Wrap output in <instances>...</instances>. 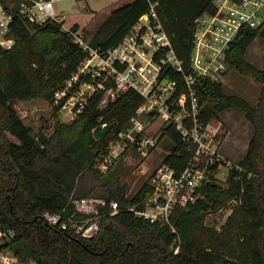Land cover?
<instances>
[{
  "label": "trees",
  "instance_id": "16d2710c",
  "mask_svg": "<svg viewBox=\"0 0 264 264\" xmlns=\"http://www.w3.org/2000/svg\"><path fill=\"white\" fill-rule=\"evenodd\" d=\"M153 1L180 60V70L163 65L159 72L175 80L176 94L184 89L183 74L192 73L189 52L194 19L202 11H212V0ZM17 2L11 7L1 3L10 12L3 36L12 40L7 47L0 45V229L8 232L1 245L12 249L17 258L38 264H264V68L244 58L256 35L264 39L262 23L242 27L224 57L225 70L233 68L258 82L254 103L227 90L218 79L194 76L198 121L204 124L218 112L236 107L250 123L251 134L241 157L229 163L224 184L212 180L218 165L214 162L208 167V179L196 188L195 199L174 208L170 226L151 222L127 208L142 207L151 190L147 181L126 193L114 169L101 172L94 167L96 155L129 123L142 100L136 90L119 91L100 106L103 89H95L71 119L55 120L48 133H32L22 121L12 105L14 99L41 98L57 110L80 82L93 79L79 72L58 101H53V91L65 86L87 49L59 21L26 20L16 11ZM147 11V0L123 2L104 16L89 37L81 29L82 37L102 54ZM69 28L77 30L78 25L72 22ZM108 84L110 80L104 81L103 87ZM151 116L145 113L141 118ZM109 121L112 125L107 133L95 139L94 132ZM162 136L168 149L160 163L176 174L193 152L194 143L181 138L173 122L160 125L156 141ZM87 195L102 202L94 211L77 210L72 199ZM226 199L236 202L224 221L218 228L206 225L205 213ZM110 201L116 203L114 210ZM44 212L57 214V220L49 223ZM90 223L95 228L82 234Z\"/></svg>",
  "mask_w": 264,
  "mask_h": 264
},
{
  "label": "built area",
  "instance_id": "2783aa9c",
  "mask_svg": "<svg viewBox=\"0 0 264 264\" xmlns=\"http://www.w3.org/2000/svg\"><path fill=\"white\" fill-rule=\"evenodd\" d=\"M147 2L148 11L139 15L120 41L102 54L90 47L81 33L71 30L68 25L62 23V14L57 16L54 13L52 0H18L16 11L33 23H41L46 19L61 22V28L68 30L72 39L87 49V55L80 61L77 71L66 81L65 86L53 91L54 102L64 94L70 81L74 80L79 72L89 73L93 79L79 83L80 87L87 89L77 100L81 106L86 96L95 89H103V94L110 96L111 99L116 93L127 88L141 94L142 100L134 108L129 123L108 140L103 152L96 155L94 159L96 169L104 171L128 144L144 153L142 147L155 143L156 139L142 134L145 123L141 116L145 113L158 115L163 122H173L181 138L194 143L193 152L178 173L174 174L167 164L159 163L147 180L151 190L142 207L140 209H135L133 205L127 207L136 215L151 222L170 225V216L174 208L183 207L193 201L197 196L196 188L208 179V167L214 162L219 163L216 144H212L207 138L208 136L210 138L209 122L201 124L196 117L198 104L193 88L194 76L218 79L226 68L224 59L226 49L233 39L241 35V28L257 26L264 21V0H212V11H202L195 17L189 52L192 73L183 74L184 89L176 94L175 80L161 76L159 72L163 65L180 70V60L176 57L155 11V1ZM9 18L10 12L0 11V45L5 47L11 43L10 38L3 37ZM109 80L110 84L103 87L104 81ZM103 94L99 104L106 99ZM71 96L73 94H69L68 97ZM64 104L63 101L61 106ZM171 105L176 108H170ZM215 129L216 127H213L212 135ZM86 201V196L72 199L77 210L89 212L91 209H85ZM231 202L235 203L236 200L231 199ZM109 204L114 210L115 201H110ZM43 216L49 223H54L58 218L57 214L47 212H44ZM91 225L95 228V224L90 223L82 229V234H89L90 232L85 233V230ZM61 226L64 224L61 223ZM7 234V231L0 229V264H21L12 249L1 245L8 237ZM176 249L177 246L173 251ZM30 264L38 263L32 260Z\"/></svg>",
  "mask_w": 264,
  "mask_h": 264
},
{
  "label": "rangeland",
  "instance_id": "374dc122",
  "mask_svg": "<svg viewBox=\"0 0 264 264\" xmlns=\"http://www.w3.org/2000/svg\"><path fill=\"white\" fill-rule=\"evenodd\" d=\"M1 1L0 11L2 12L5 9L1 3L5 4L6 7H11L16 4V0ZM114 1H116V4H119L126 0ZM107 6H109L108 0H52L54 13L57 16L62 14V23L69 26L70 23L76 22L78 25V33H82L81 29H83L86 37L90 36L98 23L104 18V12ZM261 27L264 28V21ZM244 58L256 67L264 68V39L261 36L256 35L253 38L252 42L245 49ZM218 80L225 84L227 90L238 93L244 96L248 102L254 103L258 82L253 80L249 75L241 74L233 68H227L218 77ZM81 88L83 87L79 85L77 91L71 92L73 96L66 98L64 100L65 104L57 110H54L47 101L41 98L29 100L14 99L12 105L15 107L22 121L30 126L32 133L36 131L48 133L55 120L68 121L74 116L75 112L80 110L81 105L75 111H71L70 107L86 93L87 89ZM103 97L106 99L100 106L111 99L110 96L105 94H103ZM227 110L228 116H225V118L223 117L225 113L222 111L217 114L218 116L212 117L208 121L210 138L209 136L207 138L210 139L212 144H216V151L219 154V163L216 169L212 171L211 176L212 180L220 185L224 184L228 163L236 161L238 154L241 152V145L246 141L251 132L250 123L243 117L242 112L238 108L231 107ZM142 121L145 123L142 134L156 139L159 134V127L163 123L162 119L158 115H153L146 119L143 117ZM213 127H216V129L212 135ZM225 134L227 135V141L229 139L231 140L234 136L240 139L237 150H232V146L229 143L226 144L222 141ZM166 145L167 141L163 136L158 141H155L151 147H142L141 149L144 153L136 149L133 145L128 144L125 146L126 148L120 157L117 160L115 159L110 166L101 172L114 169V175L117 177L118 182L125 186L126 193H132L143 180H148L151 171L160 163L162 155L167 151L168 148ZM223 152L225 154H222ZM86 198L85 209H91L90 211H93L96 205L101 203L99 197L87 195ZM233 204L231 199H226L215 205L210 211L205 213V224L218 228L230 212L229 208ZM79 228L80 226L76 227V229ZM93 228L94 226L91 225L90 228L85 230V233L91 232ZM19 261L21 264H30L32 259H19Z\"/></svg>",
  "mask_w": 264,
  "mask_h": 264
},
{
  "label": "crops",
  "instance_id": "0c3cea01",
  "mask_svg": "<svg viewBox=\"0 0 264 264\" xmlns=\"http://www.w3.org/2000/svg\"><path fill=\"white\" fill-rule=\"evenodd\" d=\"M109 1V6H107L106 7V10H105V14L104 15H106L112 8H114V7H116V6H118V5H120V4H122V3H119V4H116V1H114V0H108ZM126 1H129V0H126ZM126 1H124V2H126ZM71 24V23H70ZM252 42V41H251ZM248 47V46H247ZM246 47V48H247ZM229 108H231V107H229ZM229 108H226V109H224V110H222L225 114L223 115V117L225 118V116H228V110L227 109H229ZM222 111H220V112H222ZM219 113V112H218ZM217 113V114H218ZM218 116V115H217ZM250 134H251V132L249 133V135H248V137H247V139H246V141L241 145L242 147H241V152L238 154V156H237V159H239L240 157H241V155L243 154V152H244V150H245V148H246V143H247V140H248V138H249V136H250ZM222 141H224L226 144H230V146H232V150H237L238 149V145H239V143H240V139L237 137V136H234L231 140L229 139L228 141H227V135L225 134L224 136H223V138H222ZM221 141V142H222ZM222 154H225L224 152L222 153ZM222 156V155H221ZM236 159V160H237Z\"/></svg>",
  "mask_w": 264,
  "mask_h": 264
},
{
  "label": "water",
  "instance_id": "95a60500",
  "mask_svg": "<svg viewBox=\"0 0 264 264\" xmlns=\"http://www.w3.org/2000/svg\"><path fill=\"white\" fill-rule=\"evenodd\" d=\"M78 105H79L78 101H75L71 105L70 110L75 111ZM111 125H112L111 121L104 122L103 124H101L100 127L94 132V138L99 140L101 137H103L107 133V131L110 129Z\"/></svg>",
  "mask_w": 264,
  "mask_h": 264
}]
</instances>
